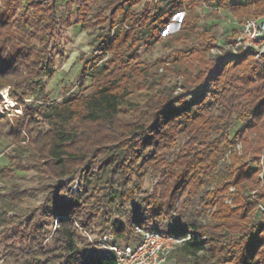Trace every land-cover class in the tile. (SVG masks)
<instances>
[{
  "label": "trees",
  "instance_id": "trees-1",
  "mask_svg": "<svg viewBox=\"0 0 264 264\" xmlns=\"http://www.w3.org/2000/svg\"><path fill=\"white\" fill-rule=\"evenodd\" d=\"M54 1L25 0L22 6L20 0H0V90L8 87L10 96L22 100L32 95L38 101L25 116L15 118L12 131L20 138L31 123L26 147L41 159L32 167L51 177H70L48 189L43 220L34 214L16 221L8 211L24 192L0 194V259L4 264H117L112 254L85 241L76 225L91 230L98 223L118 240L137 239L136 225L183 237L168 255L175 264H264L263 224L254 223L233 236L229 227L203 225L192 213L184 215L201 185L215 179L219 160L233 142L229 131L237 122L257 132L256 152L264 142V52L256 60L249 48L212 68L204 58L212 36L200 35L195 47L175 50L164 61L182 77V90L176 94L174 86L156 88L162 80L147 82L149 70L136 61L137 50L158 42L178 11L186 10L182 24L188 31L195 28V5H228L236 16H256L264 13V0H105L97 6L94 22L85 16L87 0H80L76 20L68 17L67 25L106 22L107 30L96 34L97 52L85 68L92 90L56 103L38 98L43 77L53 73L54 52L45 40L55 28ZM142 1L144 8L137 11ZM184 33L180 30L173 38ZM142 89L152 93L151 119L122 121V111L138 108L129 96ZM40 121L47 127L44 131ZM180 135L185 142L175 150ZM256 157L248 166L232 153L225 187L257 186ZM18 160L0 166V176L10 175L11 165H21ZM149 166L158 180L147 193L142 183ZM76 169L77 194L69 186ZM257 197L264 199V187ZM240 198L238 210L226 216L237 224L254 207L249 194ZM112 206L123 211V218L112 217ZM19 240L23 242L17 246Z\"/></svg>",
  "mask_w": 264,
  "mask_h": 264
},
{
  "label": "rangeland",
  "instance_id": "rangeland-1",
  "mask_svg": "<svg viewBox=\"0 0 264 264\" xmlns=\"http://www.w3.org/2000/svg\"><path fill=\"white\" fill-rule=\"evenodd\" d=\"M25 0H20L23 6ZM49 0H43L46 2ZM80 0H55L54 1V15L55 28L50 31L49 38L45 40V46L48 50L52 49L54 52V66L51 76L43 77L42 86L38 93V98L43 99L44 102H59L64 96L76 95L79 93H88L92 90L91 79L85 73V68L92 61V57L97 52L96 50V34L98 32L104 33L107 30V23L101 25L89 26L86 22L90 20L94 22L96 19L97 6L104 4L105 0H87L88 10L85 12L87 21L84 23H72L67 25V18L70 22H74L77 18L76 10ZM240 0H229L228 4L238 2ZM144 1L136 6L137 11L144 8ZM186 10H181L175 13L172 21L167 25L162 34L161 39L150 47H140L137 50L136 61L139 62L140 68H147V82L161 83L155 87L174 86V94L180 92L182 77L177 74L173 65L166 66L165 59L170 54H176L175 50L186 49L196 46V42L200 35H209L210 42L208 48L204 52L206 64L212 68L217 65L219 60L229 59L242 53L249 48L254 54L256 60L261 59L264 52V40L258 42L251 47L248 45L237 44L241 37V31L244 21L247 18L255 16H236L231 13L227 6L216 7L214 5L198 4L191 11L192 25L195 28L183 29L182 20L185 16ZM264 15V13L259 14ZM258 16V15H256ZM245 19V20H244ZM180 30L184 33L174 39L173 35L178 34ZM39 45V42L34 41ZM229 56V57H228ZM239 56V55H238ZM160 78V79H159ZM7 90L4 87L0 90V166L12 164L17 161L21 165H11V170L7 176H0V194L8 193L13 189H19L24 192L21 200H17L13 210L8 211V216H17V220L26 221L32 218L34 214L39 216V220H43V205L48 195L47 191L52 186L59 182H65L70 177L56 178L49 174L33 168V164L37 166L40 164L38 157H34L33 150L27 146V139L30 136L29 126L22 130V135L15 134L12 128L17 125L16 117L25 116L29 112V107L32 103H36V98L32 95H27L20 100L8 94L10 101H5L1 92ZM150 91L142 89L129 96V100L138 103L137 110L125 109L120 114L121 120L128 123L135 120L140 122H147L151 119L152 106H150ZM149 104V105H148ZM47 127L40 121V129L44 131ZM233 142L229 145L222 154L216 177L214 180L204 183L199 188L197 195L194 198V205L188 208L184 215L192 213L194 218L203 225L209 226H223L224 229L229 227L230 233L237 236L242 228H253L254 223L264 225V199H258L257 193L264 187V142H262L259 151H255L257 132L254 129L247 127L245 124L237 122L229 131ZM25 138V139H23ZM185 140L183 136H178L173 146V149L178 150ZM172 151L167 150L166 153ZM236 154L239 158L244 160L248 166H252V156L257 154L255 160L259 165L257 173L258 185L247 189L239 188L234 183L225 187V179L228 178V168L231 165V154ZM13 156L18 159L13 160ZM24 166L25 169H16V167ZM255 166V163H254ZM147 172L143 176L142 190L147 193L151 192L156 186L157 178L152 172V167L147 168ZM79 174L80 169H76L69 181L70 192L77 194L79 190ZM245 193L251 196L254 202V207L246 212L244 221L240 224L234 222L233 218H226L230 212L238 210L240 203V196ZM142 193L141 195H145ZM183 200L184 196L180 197ZM178 203H176L177 205ZM190 207V206H189ZM112 217H122L123 211L117 210L112 206ZM174 214V213H173ZM220 216V217H219ZM13 220L12 222H14ZM170 219H165V223H169ZM240 225V226H239ZM48 227H51L48 225ZM78 230L85 237V241L93 240L96 242L104 232H110L107 229H100L97 223L91 230L79 226ZM82 228V229H81ZM1 229V226H0ZM111 233V232H110ZM90 234L91 238H88ZM118 241H123L122 239ZM125 241V240H124ZM23 241L19 240L17 246H20ZM3 247L0 245V256L2 255ZM109 254L107 251H103ZM0 264H4L3 258L0 259ZM6 264H14L9 261ZM163 264H175L173 258H166ZM230 264V263H229Z\"/></svg>",
  "mask_w": 264,
  "mask_h": 264
},
{
  "label": "built area",
  "instance_id": "built-area-1",
  "mask_svg": "<svg viewBox=\"0 0 264 264\" xmlns=\"http://www.w3.org/2000/svg\"><path fill=\"white\" fill-rule=\"evenodd\" d=\"M258 40H264V15L250 17L244 21L237 44L251 47ZM1 95L5 101H10L7 98V90L1 92ZM76 225L80 228L78 224ZM135 232L137 239L132 241H118L110 232H104L94 244L99 250L112 254L117 264H163L170 251L184 239L164 229L137 225ZM87 236L91 238L90 234ZM90 241L93 242L92 239Z\"/></svg>",
  "mask_w": 264,
  "mask_h": 264
}]
</instances>
